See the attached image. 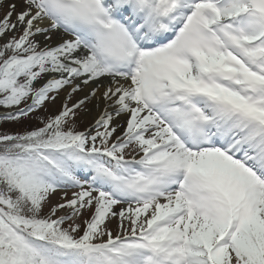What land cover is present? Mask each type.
Masks as SVG:
<instances>
[{
    "label": "snow or ice",
    "instance_id": "6c2138e0",
    "mask_svg": "<svg viewBox=\"0 0 264 264\" xmlns=\"http://www.w3.org/2000/svg\"><path fill=\"white\" fill-rule=\"evenodd\" d=\"M0 39V120L69 89L0 132V264H264V0H0Z\"/></svg>",
    "mask_w": 264,
    "mask_h": 264
},
{
    "label": "rangeland",
    "instance_id": "374dc122",
    "mask_svg": "<svg viewBox=\"0 0 264 264\" xmlns=\"http://www.w3.org/2000/svg\"><path fill=\"white\" fill-rule=\"evenodd\" d=\"M19 3V0H16ZM19 10V9H18ZM15 33H10L9 35H14ZM62 38V36H61ZM6 39V38H5ZM5 39H0V44L5 42ZM37 39V37H36ZM38 40V39H37ZM39 41V40H38ZM46 43V42H44ZM67 89H64L60 92L59 98L54 103L47 104L45 109H42L39 113L34 114L29 118H23L20 121H3L0 120V132H9V133H16V132H23L26 129H30L36 127L39 123L37 116H44L48 114H55L61 108V102L65 98ZM82 98V93L79 92L75 94L74 99ZM92 100V99H91ZM91 100L86 103L85 108L78 113L77 116V126L79 130H84L86 127L90 126L93 123L92 118L88 115L89 103ZM10 109H6L0 107V115L6 114ZM71 191L69 190V195H71ZM62 193L58 192L55 196H53V201H58L61 197ZM113 229H115L116 221H113L110 225Z\"/></svg>",
    "mask_w": 264,
    "mask_h": 264
},
{
    "label": "bare ground",
    "instance_id": "6f19581e",
    "mask_svg": "<svg viewBox=\"0 0 264 264\" xmlns=\"http://www.w3.org/2000/svg\"><path fill=\"white\" fill-rule=\"evenodd\" d=\"M63 35H64L63 33H54V34H52L53 38H52L51 41H45L44 36H42V35L41 36H37V39L40 41L41 46L43 47L44 44H45L44 42L52 43V44H56V43L60 42L61 41V36H63ZM108 83H109V80L107 78L99 80V81H96L94 83H90L89 85L84 87L83 91H81L82 98L86 94L90 93V91L93 88H96L97 86H101V92H102L103 91V87L102 86L107 85ZM68 91H69V89H67L66 93ZM99 99H100L99 96L95 97V98H92L91 102L89 103V109H88L87 112H88V115L92 118L93 122H94V119L97 118L101 114V112L103 110V107H104L102 102L100 103L99 107L96 106L98 101H99ZM124 119H125L124 117H121V118H119L118 122L120 124H123L124 123ZM118 134H119V130H118Z\"/></svg>",
    "mask_w": 264,
    "mask_h": 264
}]
</instances>
